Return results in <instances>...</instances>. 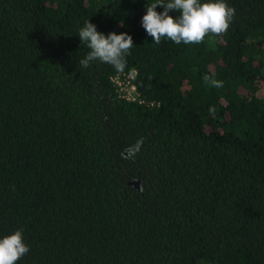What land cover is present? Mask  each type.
Segmentation results:
<instances>
[{"label":"trees","instance_id":"trees-1","mask_svg":"<svg viewBox=\"0 0 264 264\" xmlns=\"http://www.w3.org/2000/svg\"><path fill=\"white\" fill-rule=\"evenodd\" d=\"M154 2L0 0V238L23 229L30 249L16 264H264V0H226L227 32L199 44H156ZM87 20L132 36L123 71L80 66Z\"/></svg>","mask_w":264,"mask_h":264},{"label":"clouds","instance_id":"clouds-1","mask_svg":"<svg viewBox=\"0 0 264 264\" xmlns=\"http://www.w3.org/2000/svg\"><path fill=\"white\" fill-rule=\"evenodd\" d=\"M163 6L158 12L157 6ZM170 11L179 12L175 18ZM235 15V9L226 0H156L147 6L146 14L142 17V26L156 44L166 37L176 44H199L208 34L222 35L227 32ZM81 42L86 43L90 51L79 64L88 68L94 61H100L123 71L126 67V57L131 54L133 38L126 32L109 33L105 36L97 31L96 25L89 20L78 34ZM203 80L213 87H222L221 81L205 75ZM29 246L24 242L23 229L0 238V264H16L29 252Z\"/></svg>","mask_w":264,"mask_h":264},{"label":"built area","instance_id":"built-area-1","mask_svg":"<svg viewBox=\"0 0 264 264\" xmlns=\"http://www.w3.org/2000/svg\"><path fill=\"white\" fill-rule=\"evenodd\" d=\"M132 74H128V76H126L124 79L125 81L119 80L117 76H113L112 77V81L118 85L122 86V82L127 83L129 81V77H131ZM129 86H123L121 88L125 89V93L123 94L125 97H133V89H134V85L132 83H128Z\"/></svg>","mask_w":264,"mask_h":264},{"label":"water","instance_id":"water-1","mask_svg":"<svg viewBox=\"0 0 264 264\" xmlns=\"http://www.w3.org/2000/svg\"><path fill=\"white\" fill-rule=\"evenodd\" d=\"M127 183L133 185L135 188L139 189L140 186H139V178H134V179H131L130 181H128Z\"/></svg>","mask_w":264,"mask_h":264}]
</instances>
